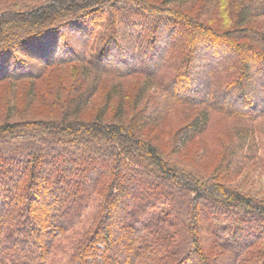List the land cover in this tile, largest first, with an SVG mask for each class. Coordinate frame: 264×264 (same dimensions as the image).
Segmentation results:
<instances>
[{"label": "trees", "instance_id": "trees-1", "mask_svg": "<svg viewBox=\"0 0 264 264\" xmlns=\"http://www.w3.org/2000/svg\"><path fill=\"white\" fill-rule=\"evenodd\" d=\"M263 130L264 0H0V264H264Z\"/></svg>", "mask_w": 264, "mask_h": 264}, {"label": "rangeland", "instance_id": "rangeland-1", "mask_svg": "<svg viewBox=\"0 0 264 264\" xmlns=\"http://www.w3.org/2000/svg\"><path fill=\"white\" fill-rule=\"evenodd\" d=\"M224 48H225V50L227 52L228 46L226 44L224 45ZM226 55H227V53H226ZM198 56H200V55H198ZM227 59H228V55L225 56L224 58H221L220 62L224 63V62L227 61ZM249 60L251 62L253 61L252 58H250ZM193 65H194V67H193L192 73L194 72L195 78H199V79H204L205 78L206 79V76L204 75V73L206 72V69L202 66L203 62L199 61L198 58H197L196 60L193 61ZM251 75L252 76H251V79L248 82V84H250V85L252 84L251 86H252V88H254L253 92H254L255 95L258 96V97H256V100L262 101V96H263L262 93H260V95H259V94H257L255 92V90H258L259 81L255 79L254 74L251 73ZM234 92H235L234 89H229L228 91H226L223 94H222V92L221 93L218 92V93H216V95H214L212 97L207 96V98L210 101H212V100L213 101H217L218 104H221V105H223L225 107H229V105L231 103L228 102L227 100H228V97L230 95L234 94ZM207 94H208V92H207ZM174 95H177V94L175 93ZM233 108L236 109L237 107L234 106ZM92 111H93V109H91V107H88L85 111H83L82 118H84V119L90 118L91 117L90 114L92 113ZM176 116L182 117L181 113H179V112H176ZM184 116L186 117V116H189V115H184ZM189 118H190V116L188 118H186V119H183V121L178 123L176 125V127H178L179 125H180V127L184 126V124H186L189 121ZM224 125H225V123L223 121H221V120H216V121L213 122L211 130L205 135L206 144H208L210 146H213L214 148H218V144H217V142L214 139V137H215L214 135H216L219 131L221 132L223 130ZM260 140H261L260 142L262 144V147L260 149V152L262 154L261 157L264 159V130H263V133H261ZM164 144H165L164 150L167 151V154L169 153L168 156L170 157L171 160H176V161H179V162H183L184 164L188 163V165H190V163L193 162L194 146L189 147V148H184L182 151H180V153L179 152L178 153H171L170 144H167V142H164ZM196 149H197V147H196ZM9 151H14V149L12 150L11 148H9L5 152H9ZM172 151L175 152L174 149ZM61 158L62 157H59V159H61ZM206 161H208V160H207V158L204 155L203 158H202V162L206 163ZM98 167H99V164L97 162H95V163H93V164L88 166L89 176H88V180L87 181H92L93 180L94 173L98 169ZM210 169L211 168H209V170ZM44 182L46 183L47 181L44 180ZM252 186H253V188L251 190L252 192H254V193H258V192L262 193V192H260V191L264 190V182H263L262 178L260 177L259 180L258 179L254 180ZM126 187H127V185H126ZM112 207L114 209H117V206L114 203L112 204ZM120 236H121V233L117 229L112 231V237H120Z\"/></svg>", "mask_w": 264, "mask_h": 264}]
</instances>
